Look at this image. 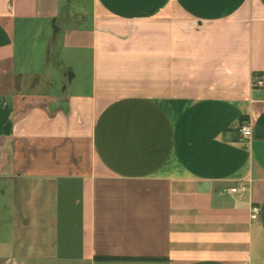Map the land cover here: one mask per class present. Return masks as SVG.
I'll use <instances>...</instances> for the list:
<instances>
[{
	"label": "crops",
	"instance_id": "1",
	"mask_svg": "<svg viewBox=\"0 0 264 264\" xmlns=\"http://www.w3.org/2000/svg\"><path fill=\"white\" fill-rule=\"evenodd\" d=\"M258 80L264 0H0V264H264Z\"/></svg>",
	"mask_w": 264,
	"mask_h": 264
},
{
	"label": "built area",
	"instance_id": "2",
	"mask_svg": "<svg viewBox=\"0 0 264 264\" xmlns=\"http://www.w3.org/2000/svg\"><path fill=\"white\" fill-rule=\"evenodd\" d=\"M254 87L259 88V87H264V81L263 80H258L254 82ZM241 134L244 138H251L252 136V128L251 126H245L241 129ZM248 186L246 183L240 184L239 186H236L231 189V192L234 194H240L244 195L247 193ZM261 214V208L254 206L252 208V214L251 217L253 220H256Z\"/></svg>",
	"mask_w": 264,
	"mask_h": 264
}]
</instances>
